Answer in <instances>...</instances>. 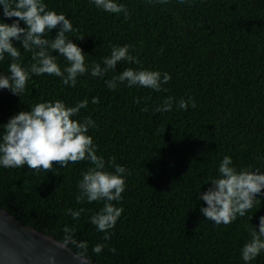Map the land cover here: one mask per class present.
<instances>
[{
  "label": "trees",
  "instance_id": "1",
  "mask_svg": "<svg viewBox=\"0 0 264 264\" xmlns=\"http://www.w3.org/2000/svg\"><path fill=\"white\" fill-rule=\"evenodd\" d=\"M115 2L127 8V18L91 0H43L47 10L70 19L74 30L66 36L83 49L89 71L75 87L60 77L30 72L20 97L0 89V126L37 103L60 100L75 107L87 99V107L73 118L95 122L88 135L105 160L104 170L115 174L112 158L128 170L122 200L112 202L123 212L111 239L90 222L104 201L76 200L83 174L94 167L87 160L55 165L52 172L0 166V208L60 241L66 226L74 228V238L87 242L88 256L97 264H245L241 250L264 216V196L243 217L217 225L202 215L206 204L199 195L211 179L220 178L225 156L238 171L264 173V0ZM0 22H13L3 17L2 5ZM57 31L46 38L52 40ZM14 44L21 53L16 62L30 71L32 53ZM124 45L131 46L139 63L122 61L104 77L91 76L92 66L103 67L112 46ZM51 54L62 71L69 66L64 57ZM12 62L6 53L0 75H10ZM126 68L168 73L167 91L127 82L109 89L105 81ZM94 97L100 102L93 103ZM168 97L172 110L156 112ZM189 97L196 107L189 102L187 110L179 109V100ZM69 209L83 212L74 219ZM97 244L105 245L98 255L92 252ZM248 264H264V251Z\"/></svg>",
  "mask_w": 264,
  "mask_h": 264
},
{
  "label": "clouds",
  "instance_id": "2",
  "mask_svg": "<svg viewBox=\"0 0 264 264\" xmlns=\"http://www.w3.org/2000/svg\"><path fill=\"white\" fill-rule=\"evenodd\" d=\"M97 7L108 13H123L128 17V10L123 4L115 0H91ZM167 3L168 0H159ZM184 3V0H180ZM3 17L13 20L11 24L0 22V60L5 59V54L12 58L9 65L10 75H0V89H8L13 95L21 96L29 80L30 72L36 75H54L63 80L64 85L75 87L77 78L89 71L85 64V53L81 47L69 39L66 33L73 31L70 19L64 14H57L47 10L43 0H0ZM24 26H21L20 22ZM58 29L52 40L46 38L47 33ZM81 39H84L81 37ZM14 42L32 53L35 61L29 70L23 68L16 61L20 58V51ZM130 45L112 46L110 56L103 60V67L95 64L91 68V76L104 77L109 71H115L122 61L139 63L136 57L130 54ZM55 52L66 59L69 66L63 71L56 62ZM171 80L168 73L163 77L159 71L134 70L126 68L119 75L106 80L107 87L115 90L118 84L127 82V86H140L155 91H167L163 86ZM93 103H99V98L94 97ZM139 99L136 103H139ZM195 108V101L180 99L177 107L187 110ZM87 99L79 102L75 107H68L63 101L42 102L34 105L30 111H20L12 116L2 127L0 135V166L5 168H28L46 172H52L55 165L67 167L69 163L90 161L94 167L89 168L78 184L79 194L77 203L104 201L103 208L90 218V222L97 229L105 233L104 239L110 240L113 233L111 229L117 223L123 212L122 207L114 206L112 202L122 200V193L126 190L125 174L127 169L114 164V159L109 166L115 167V174L105 169V160L97 155L93 138L88 135L90 128H95V122L86 118L80 122L73 117L79 115L81 108H86ZM173 107V98L168 97L162 105L157 106L156 112H169ZM147 111V107L142 109ZM231 157L225 156L219 165L220 178L211 179L210 187L200 193L199 199L206 206L200 211L205 219L217 225H229L238 216L243 217L257 203L258 198L264 196V173L251 171L247 168L237 170L232 166ZM72 217L78 219L83 209L73 212ZM65 236L59 244L61 248H67L70 244L80 251L74 254V258L80 264H90L88 256V244L86 241H78L74 238L75 229L65 227ZM105 245L97 244L92 248L93 254H100ZM112 252L116 250L110 249ZM264 251V216L259 217L258 225L251 232V240L244 244L241 255L245 264L251 262Z\"/></svg>",
  "mask_w": 264,
  "mask_h": 264
},
{
  "label": "water",
  "instance_id": "3",
  "mask_svg": "<svg viewBox=\"0 0 264 264\" xmlns=\"http://www.w3.org/2000/svg\"><path fill=\"white\" fill-rule=\"evenodd\" d=\"M61 242L0 208V264H80L77 252L59 247Z\"/></svg>",
  "mask_w": 264,
  "mask_h": 264
}]
</instances>
